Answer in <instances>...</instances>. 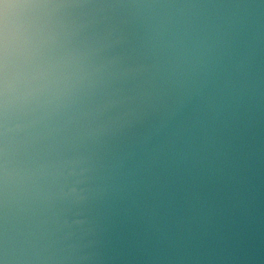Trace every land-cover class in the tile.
Returning a JSON list of instances; mask_svg holds the SVG:
<instances>
[{
	"label": "water",
	"instance_id": "95a60500",
	"mask_svg": "<svg viewBox=\"0 0 264 264\" xmlns=\"http://www.w3.org/2000/svg\"><path fill=\"white\" fill-rule=\"evenodd\" d=\"M0 264H264V0H0Z\"/></svg>",
	"mask_w": 264,
	"mask_h": 264
}]
</instances>
